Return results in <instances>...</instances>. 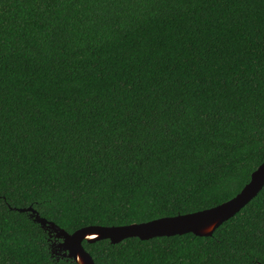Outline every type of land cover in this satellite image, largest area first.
<instances>
[{
	"label": "trees",
	"instance_id": "trees-1",
	"mask_svg": "<svg viewBox=\"0 0 264 264\" xmlns=\"http://www.w3.org/2000/svg\"><path fill=\"white\" fill-rule=\"evenodd\" d=\"M263 162L264 0H0V264H76L14 209L68 234L194 213ZM82 246L94 264H264V186L210 236Z\"/></svg>",
	"mask_w": 264,
	"mask_h": 264
},
{
	"label": "water",
	"instance_id": "water-1",
	"mask_svg": "<svg viewBox=\"0 0 264 264\" xmlns=\"http://www.w3.org/2000/svg\"><path fill=\"white\" fill-rule=\"evenodd\" d=\"M264 186V162L257 167V169L251 173L250 179L247 184L236 194L233 198L223 202L215 207L205 209L206 213H201L199 215L208 218V226L206 229L195 230L193 235L205 237L210 236L212 232L218 228L223 222L227 221L235 214H237L246 204H248L262 189ZM18 213H29L30 218L37 224H39L42 229L48 230L55 235V238L60 240L57 247V253L52 251L53 254H62V257L72 260L76 264H94L89 254L84 250L82 242L94 243L98 241L107 240L111 245L118 244L129 238H137L140 241H147L154 236L160 237H171V236H181L184 234H173L172 233H162V232H145L142 229L136 228H120L116 229L113 227H85L68 234L64 230L57 227L52 222H48L32 208H19L14 209ZM198 214V212H194ZM83 234L82 238H79ZM171 235V236H162ZM73 237L79 238L78 247H72L68 244V240ZM90 237H95V239H90ZM67 238V239H66Z\"/></svg>",
	"mask_w": 264,
	"mask_h": 264
},
{
	"label": "snow or ice",
	"instance_id": "snow-or-ice-1",
	"mask_svg": "<svg viewBox=\"0 0 264 264\" xmlns=\"http://www.w3.org/2000/svg\"><path fill=\"white\" fill-rule=\"evenodd\" d=\"M180 202H177V205ZM185 206L190 205L189 200L183 201ZM198 214L195 213H183L177 214L175 216H154L149 220L133 221L127 224H114L109 225L116 229L120 228H136L142 229L145 232H162V233H172L173 234H187L193 233L195 230L206 229L208 226V218L203 217L199 214L211 212L203 209L197 210ZM83 234L79 238H82ZM162 236H171V235H162ZM160 237V236H154ZM79 238L73 237L68 240V244L72 247H78ZM67 239V238H66ZM90 239H95V237H90Z\"/></svg>",
	"mask_w": 264,
	"mask_h": 264
},
{
	"label": "rangeland",
	"instance_id": "rangeland-1",
	"mask_svg": "<svg viewBox=\"0 0 264 264\" xmlns=\"http://www.w3.org/2000/svg\"><path fill=\"white\" fill-rule=\"evenodd\" d=\"M56 249H57V247H56ZM56 249H55V248H53V249H52V251H54L55 253H57L58 251L56 252ZM55 255H56V254H55Z\"/></svg>",
	"mask_w": 264,
	"mask_h": 264
}]
</instances>
